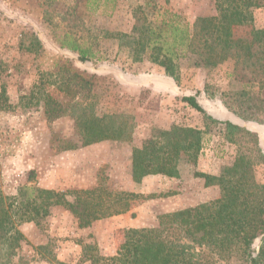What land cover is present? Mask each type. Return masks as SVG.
Returning <instances> with one entry per match:
<instances>
[{"label": "rangeland", "instance_id": "rangeland-1", "mask_svg": "<svg viewBox=\"0 0 264 264\" xmlns=\"http://www.w3.org/2000/svg\"><path fill=\"white\" fill-rule=\"evenodd\" d=\"M145 5L158 13H175L190 25L198 17L214 13L211 0H114L107 5L102 0H0V81L10 105L0 112L2 195L14 196L24 185L57 192L101 185L147 197L120 218L102 219L85 229H78L73 216L62 207H52L37 223L15 218L22 240L11 251L10 262L5 258L10 251H0V264H89L83 258L85 245L94 246L101 256H113L124 230L155 228L160 215L216 199L218 190L205 188L204 180L193 174L218 175L232 164L234 147L224 141L221 126L203 136L196 165H181L178 179L149 176L136 184L129 177L130 149L141 144L151 129H167L173 124L202 128L201 115L182 103L181 97L199 93L198 103L215 118L254 131L264 153V124L243 123L222 104L232 63L209 70L194 66L191 59L182 60L176 85L160 68L148 62L132 63L123 44L110 38L111 33L130 32L133 9ZM251 27L264 29V8L254 12ZM251 27L237 28L233 37L244 36ZM68 31L84 39L103 37L100 59L81 64L75 55L60 49L55 35ZM30 36L40 42L37 55L20 47H27ZM241 75L245 80L250 76L248 72ZM39 79L45 94L63 106L77 100L76 85L80 79H88L95 110L133 116L132 140L83 147L73 113L47 115L45 111L52 106L46 108L35 99L19 102V90L29 89ZM144 79L151 81L148 88L143 87ZM171 91L176 102L164 98ZM255 176L264 183V166L255 169Z\"/></svg>", "mask_w": 264, "mask_h": 264}, {"label": "trees", "instance_id": "trees-1", "mask_svg": "<svg viewBox=\"0 0 264 264\" xmlns=\"http://www.w3.org/2000/svg\"><path fill=\"white\" fill-rule=\"evenodd\" d=\"M102 1L103 5L114 2ZM211 1L214 13L198 17L191 25L184 24L175 13H158L148 5L138 6L132 12L134 24L130 32L111 33L110 38L123 44L132 63L148 62L160 68L176 85L180 82L182 60L191 59L194 66L209 70L232 63L228 89L221 95L222 104L243 123L264 124V29L251 27L254 12L264 8V0ZM242 27L251 29L234 38L233 32ZM55 37L60 49L75 55L81 64L100 59L103 37L84 39L70 31ZM27 39L29 44L20 45L21 49L39 54L38 39L35 36ZM241 72H248L249 78L245 80ZM0 82L2 112L10 105L6 87ZM42 83L39 79L29 89L22 87L19 102L35 99L46 108L52 106L53 109L45 111L47 115L73 113L83 147L132 140L133 116L121 111L103 114L95 110L88 79H80L76 85L79 97L65 106L45 94ZM197 96L199 93L181 97L180 101L201 115L202 128L173 124L167 129H151L140 147L132 149L131 179L136 184L149 176L178 179L181 165H196L203 136L221 126L224 141L234 147L232 164L224 166L218 175L193 174L204 180L205 188L217 189L218 197L160 215L155 228L124 230L113 256H101L94 246L85 245L83 258L89 264H264V183L255 176V169L264 166V153L258 135L229 119L218 120L203 109ZM146 198L111 191L101 185L65 192L24 185L14 196H3L0 191V251H10L5 257L10 262L14 253L11 251L22 240L15 218L37 223L48 216L52 207H62L73 216L78 229H85L94 222L129 212Z\"/></svg>", "mask_w": 264, "mask_h": 264}, {"label": "crops", "instance_id": "crops-1", "mask_svg": "<svg viewBox=\"0 0 264 264\" xmlns=\"http://www.w3.org/2000/svg\"><path fill=\"white\" fill-rule=\"evenodd\" d=\"M150 80H146V79H144L143 80V87H145L146 86V88H148V86H149V84H150ZM174 91H171V93L169 94V95H166V94H164V98L165 99H171L172 101H175V98H174V94L175 93H173ZM176 102V101H175ZM140 145L141 144H134L133 145V147L130 149V153H132V149L133 148H139L140 147ZM129 158H131V154H130V156H129ZM130 161V160H129ZM129 173H130V171H131V162H130V164H129ZM129 177H131L130 176V174H129ZM122 215H119V216H115V217H113V218H120Z\"/></svg>", "mask_w": 264, "mask_h": 264}]
</instances>
